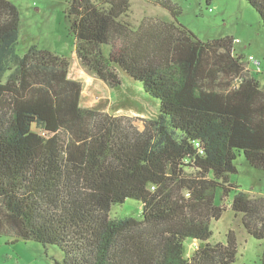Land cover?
I'll use <instances>...</instances> for the list:
<instances>
[{
	"label": "trees",
	"instance_id": "1",
	"mask_svg": "<svg viewBox=\"0 0 264 264\" xmlns=\"http://www.w3.org/2000/svg\"><path fill=\"white\" fill-rule=\"evenodd\" d=\"M246 1L264 28V0ZM155 4L172 20L133 26L129 0L65 9L80 63L156 101L138 131L80 106L66 57L36 45L19 55L18 8L0 0V235L56 246V264H230L236 232L214 242L211 229L229 209L264 264V196L230 181L239 154L264 171V86L232 37L203 41L174 3ZM128 198L140 217H109Z\"/></svg>",
	"mask_w": 264,
	"mask_h": 264
},
{
	"label": "rangeland",
	"instance_id": "2",
	"mask_svg": "<svg viewBox=\"0 0 264 264\" xmlns=\"http://www.w3.org/2000/svg\"><path fill=\"white\" fill-rule=\"evenodd\" d=\"M19 11V38L17 53L23 55L29 46L47 49L68 59L71 79L81 82L80 106L100 113L112 114L122 119L127 127L142 131L144 122L155 118L158 105L141 88L122 77L121 84L109 86L87 70L75 53L74 39L65 19L68 0H10ZM178 10L177 20L203 41L232 37L234 51L244 56L253 55L261 61V72L250 68L264 86V28L256 10L246 0H170ZM128 20L133 26L145 17L172 20L170 13L155 0H129ZM234 164L236 173L230 181L252 196H264V171L251 167L242 154ZM233 192H231L229 201ZM216 203H220L217 191ZM141 202L126 199L113 204L109 217L139 218ZM233 229L238 237V251L230 264H261L262 241L245 234L239 220L227 209L218 220L211 223L214 242H225L226 232ZM62 253L54 245L43 246L32 240L0 235V264H56Z\"/></svg>",
	"mask_w": 264,
	"mask_h": 264
},
{
	"label": "built area",
	"instance_id": "3",
	"mask_svg": "<svg viewBox=\"0 0 264 264\" xmlns=\"http://www.w3.org/2000/svg\"><path fill=\"white\" fill-rule=\"evenodd\" d=\"M247 62L253 66L254 69H256L258 72L261 71V61L259 60V58H256L255 56L253 55H248L247 58H246Z\"/></svg>",
	"mask_w": 264,
	"mask_h": 264
},
{
	"label": "crops",
	"instance_id": "4",
	"mask_svg": "<svg viewBox=\"0 0 264 264\" xmlns=\"http://www.w3.org/2000/svg\"><path fill=\"white\" fill-rule=\"evenodd\" d=\"M231 212H232V211H231ZM232 213H233V212H232ZM233 215H234V214H233ZM245 234H248V233L245 232Z\"/></svg>",
	"mask_w": 264,
	"mask_h": 264
}]
</instances>
